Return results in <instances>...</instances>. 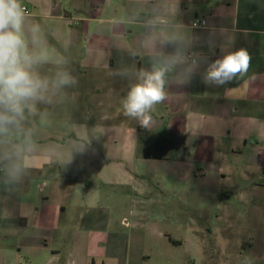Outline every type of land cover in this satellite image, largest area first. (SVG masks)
Masks as SVG:
<instances>
[{
	"label": "crops",
	"instance_id": "1",
	"mask_svg": "<svg viewBox=\"0 0 264 264\" xmlns=\"http://www.w3.org/2000/svg\"><path fill=\"white\" fill-rule=\"evenodd\" d=\"M22 4L26 30L40 25L75 83L37 105L43 119L26 121L31 151L18 180L0 159V264H116L120 227L129 225L120 219L155 206L193 213V232L226 235L220 241L264 264V0ZM238 48L252 57L247 75L206 85L207 63ZM177 51L185 63L169 69L167 99L141 127L121 101L138 72L165 66ZM39 71L52 76L57 66Z\"/></svg>",
	"mask_w": 264,
	"mask_h": 264
},
{
	"label": "clouds",
	"instance_id": "2",
	"mask_svg": "<svg viewBox=\"0 0 264 264\" xmlns=\"http://www.w3.org/2000/svg\"><path fill=\"white\" fill-rule=\"evenodd\" d=\"M26 8L22 0H0V147L7 145L0 159L7 161L6 173L10 181L19 179L26 164L24 154L31 151V129L25 128L29 117L40 113L39 103H51L53 97L66 86L75 83L74 77L62 67L66 63L48 47L42 38L39 24L25 28ZM251 55L245 48L226 51L207 63L203 72L206 85L224 87L247 75ZM55 64L57 71L52 76L41 75L39 68ZM182 52L172 54L165 66L137 73L126 97L121 101L122 112L136 119L141 127L152 123V113L157 105L167 99L166 77L170 68L183 65ZM187 69L181 83L190 79ZM123 75L124 73H118ZM19 137L15 142L14 137Z\"/></svg>",
	"mask_w": 264,
	"mask_h": 264
},
{
	"label": "rangeland",
	"instance_id": "3",
	"mask_svg": "<svg viewBox=\"0 0 264 264\" xmlns=\"http://www.w3.org/2000/svg\"><path fill=\"white\" fill-rule=\"evenodd\" d=\"M113 125L111 120L106 122V126ZM160 176L158 173L152 174L154 179ZM124 194L122 204L129 206L130 200ZM153 210L120 219L129 225L120 227L123 235L120 249L116 247L114 251L118 259L116 264H256L259 260L258 253L237 249L233 241L229 246L223 240L220 241L226 235H212L201 230L193 232L188 226L194 222L193 213L167 215L156 206ZM203 218L204 221L211 220L209 217ZM220 243H223L221 248Z\"/></svg>",
	"mask_w": 264,
	"mask_h": 264
},
{
	"label": "built area",
	"instance_id": "4",
	"mask_svg": "<svg viewBox=\"0 0 264 264\" xmlns=\"http://www.w3.org/2000/svg\"><path fill=\"white\" fill-rule=\"evenodd\" d=\"M26 13H28L27 9H26ZM201 25V21L197 20L194 24H193V27H199ZM188 58L190 60L193 59V55H189Z\"/></svg>",
	"mask_w": 264,
	"mask_h": 264
}]
</instances>
